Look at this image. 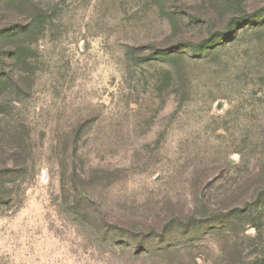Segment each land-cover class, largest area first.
<instances>
[{
    "label": "rangeland",
    "instance_id": "obj_1",
    "mask_svg": "<svg viewBox=\"0 0 264 264\" xmlns=\"http://www.w3.org/2000/svg\"><path fill=\"white\" fill-rule=\"evenodd\" d=\"M183 2L209 8L206 0L0 5L4 34L13 13L35 19L42 9L46 27L5 66L17 84L0 82V149H24L29 182L12 192L19 206L0 208V264H223L233 243L238 264H264V196L238 226L202 222L158 238L170 211L203 219L202 201L253 203L243 189L264 166V17L181 61L143 59L193 33L171 18ZM77 191L89 200L86 216L73 206ZM117 218L140 230L114 238L106 221Z\"/></svg>",
    "mask_w": 264,
    "mask_h": 264
},
{
    "label": "trees",
    "instance_id": "obj_2",
    "mask_svg": "<svg viewBox=\"0 0 264 264\" xmlns=\"http://www.w3.org/2000/svg\"><path fill=\"white\" fill-rule=\"evenodd\" d=\"M206 1L209 4V8H206L203 11H200L199 8L194 9L191 4L185 2L179 4L175 9H170L169 11L172 12L171 18H173V20L176 18L185 20V24L191 27L193 33L189 37H179L167 46L161 48L151 47V51L146 53L143 56V59H169L173 62L180 59L181 61L183 58L182 55H187L190 52L198 53L208 50L215 40L236 37V34L242 26L247 24L249 20L264 17V1L256 8H253L254 4L249 3V0ZM8 4H11L14 7L18 5L17 9L30 5L29 0H0L1 6L4 7ZM39 12L40 13L37 14V18L35 19L23 18L20 17L19 13H13L11 26L7 29L8 35L6 33L4 34L6 30L5 27L0 28V82L1 77L3 76L4 83L8 88L12 87V84H17L19 79L14 77V72L12 70L9 72L5 71V66L10 61L15 62L18 60L23 51L37 42L36 34H38V32L40 33V31H44L46 28L44 26L45 21H43L41 17L44 12L42 9ZM41 20L42 22H40ZM256 24L257 23H255V25ZM26 35V39H18V41L12 42L13 44L6 43L17 36L25 37ZM26 161L27 158L24 149H0V208L1 206H5V209H11L19 206L15 204L19 203L20 199L12 192L21 187L22 183H25L26 185L29 183L27 180V169L25 168ZM254 174L255 175L249 179L245 189H243V193L247 194L245 196H251L250 199L254 198L253 203L249 202L246 205L242 204L240 207L236 206L227 209L228 206H214L212 203H209V201H202L200 202L202 205L201 208L208 214V218L203 219L195 218L193 213L182 215L180 212L173 214L170 211L161 217V225H159L161 229L158 230L160 234L158 238L161 239L167 235L169 230L174 229L176 232H185L192 228V226H197V224H201L202 222H216L221 225L229 223L230 225L238 226L240 224L238 220L244 216H251L255 206L264 196V166ZM72 175L75 177L78 176L75 170ZM17 180L18 182H16ZM77 192L78 194L73 200V206L81 208L83 214L86 216L91 212L85 207L88 206L87 204H89V200L83 198L86 196L84 193ZM226 198L229 197L227 196ZM225 199L222 201H225ZM222 201L219 203L222 204ZM82 204L85 206L82 207ZM214 207H216V209H213ZM1 212L2 210L0 209V214ZM106 224L110 227L109 231H115L114 238L117 237V235H123L125 233L133 235L131 229L140 230L136 225L129 226L128 222L120 218L112 220L108 219ZM154 232L155 229L150 233ZM136 234L137 236H141L143 230H141V232H136ZM114 241L118 245H124V241H116L115 239ZM137 242L139 243L138 245L135 244L134 246H131L128 243H126V245L129 247L130 251H135L139 246L142 247L143 244L141 241ZM239 256L240 254L237 253L236 244L233 243L232 251H230L228 257L223 260V264H238Z\"/></svg>",
    "mask_w": 264,
    "mask_h": 264
}]
</instances>
